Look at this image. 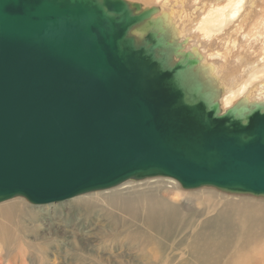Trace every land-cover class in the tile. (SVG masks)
Instances as JSON below:
<instances>
[{
  "label": "water",
  "instance_id": "95a60500",
  "mask_svg": "<svg viewBox=\"0 0 264 264\" xmlns=\"http://www.w3.org/2000/svg\"><path fill=\"white\" fill-rule=\"evenodd\" d=\"M157 11L0 0V203H59L148 178L264 199V102L222 111Z\"/></svg>",
  "mask_w": 264,
  "mask_h": 264
},
{
  "label": "rangeland",
  "instance_id": "374dc122",
  "mask_svg": "<svg viewBox=\"0 0 264 264\" xmlns=\"http://www.w3.org/2000/svg\"><path fill=\"white\" fill-rule=\"evenodd\" d=\"M128 1L140 2L142 9L150 5L143 0ZM155 3L153 5H157ZM257 5H260L259 1H256ZM198 191L203 194L197 198L185 195ZM142 193L164 199L170 210L172 205L179 207L175 213L179 223L172 226L167 235L162 229L154 230L146 225ZM114 194L123 199L122 205L121 201L113 203ZM133 195H137L138 208H128L126 212L124 200ZM243 197L252 199H248L250 203H240L241 207L254 209L264 203L263 198L226 194L214 188L184 190L167 178L128 181L108 190L47 205H32L16 197L0 203V264H189L185 244L191 242L196 229L215 218L219 220L217 215L220 213L224 224L233 228L240 213L225 211L224 207ZM77 199L88 200L89 205H85L88 208L76 205ZM262 232L255 234L262 238ZM148 242L157 244L154 248ZM181 242L183 244L179 245ZM153 253L158 254L161 261L152 258ZM232 253L228 250L224 256L227 258ZM260 254L258 252L256 262L252 264H264Z\"/></svg>",
  "mask_w": 264,
  "mask_h": 264
},
{
  "label": "bare ground",
  "instance_id": "6f19581e",
  "mask_svg": "<svg viewBox=\"0 0 264 264\" xmlns=\"http://www.w3.org/2000/svg\"><path fill=\"white\" fill-rule=\"evenodd\" d=\"M143 1L150 4L146 7L158 9L154 18L160 17L164 29L182 44L185 51L196 55L198 68L206 78L213 80L218 89L222 111L239 101L264 102V0H155L157 5H153V0ZM256 1L260 5L255 6ZM200 193L203 194V191L185 195L197 198ZM136 196H127L124 200L126 212L128 208H138ZM140 196L142 206L145 205L146 225L154 230L162 229L167 235L169 229L172 230V226L179 223L175 215L179 207L172 205L170 210L165 200L156 198L155 194L142 193ZM114 197L113 203L121 201L120 205L123 204L119 194H114ZM248 199L252 198L243 197L238 202L231 201L225 205V211L240 213L235 219L236 224H232L233 228L229 229L228 223L224 224L220 213L217 215L221 219L218 218L219 222L215 218L196 229L191 242H185L186 252L190 256L189 264H220L222 261V264H252L256 262L258 252H261L260 257L264 261V248H261L264 237L255 234L264 232V203L254 209L241 207L240 203H250ZM77 200L79 207L89 205L88 200ZM204 204L207 205L206 200ZM82 208L87 209L88 206ZM148 243L154 248L157 244ZM228 250L233 253L226 258L224 253ZM154 253L152 258L161 261Z\"/></svg>",
  "mask_w": 264,
  "mask_h": 264
}]
</instances>
